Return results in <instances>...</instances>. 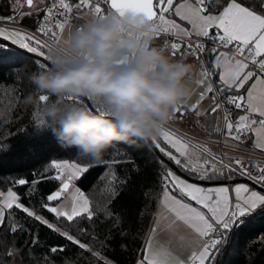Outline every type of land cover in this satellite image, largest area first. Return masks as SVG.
Instances as JSON below:
<instances>
[{
	"label": "snow or ice",
	"instance_id": "1",
	"mask_svg": "<svg viewBox=\"0 0 264 264\" xmlns=\"http://www.w3.org/2000/svg\"><path fill=\"white\" fill-rule=\"evenodd\" d=\"M29 8H34L36 0H26ZM124 14L128 11L143 13L157 22L160 34L177 37L178 42L171 43L172 55L184 47L181 55H193L200 65L198 86L204 88L199 99L191 106L181 105L176 113L183 118L188 112L193 113L197 124L200 119L212 118L209 123V135L222 134L224 146L237 151H247L240 145L264 151V0H50V5L42 9L45 15L37 18L36 34L16 29H6L5 22L14 23L13 17L0 18V48L7 49L10 42L25 54H35L33 59L44 66L48 60L50 42H55L64 32L66 25L74 19L73 13L86 9L100 16L104 7ZM219 6V7H217ZM169 14L187 22L190 27H182ZM28 15H31L29 13ZM42 35L45 39H38ZM197 37L195 44L184 43ZM200 38L206 39L213 47L206 50ZM221 49H225L221 51ZM204 54L209 57L208 63L200 60ZM39 58H43L41 63ZM216 84L213 86L212 77ZM49 98L42 100L47 102ZM208 99L207 109L200 105ZM222 103L223 128L220 127ZM236 110V111H234ZM243 113V114H239ZM42 131L36 126L34 137ZM164 145L157 139L152 146L158 151V171L156 184L157 212L148 232V239L139 250L140 258L136 264H216V255L222 247L231 245L235 254L236 246L231 237L246 223L247 217L256 213H264V162L240 156L221 155L207 144L193 142L172 130H164ZM231 140L232 143L228 141ZM225 157L227 162H225ZM113 163L120 161L114 160ZM94 160L82 159L77 162L52 161L51 167L56 175L51 177L59 181L56 191L47 196V201H69L53 206L42 204V208L52 213L58 221H63L70 228L72 222L79 224L81 220L95 223L94 217L103 213L110 217V223L117 224L118 217L113 215L108 205L118 195L117 177L111 174V181L101 190L105 195L103 202L94 203L75 181L89 172ZM245 178L250 183H229ZM27 181L20 179L18 184ZM149 193L145 192V196ZM20 197L11 189L0 190V234L23 231L11 210L16 208L28 217L58 232L73 245L90 253L98 261H103L99 252L75 236L69 230L62 231L48 219L38 215L32 208L20 203ZM11 221V223L9 222ZM188 226L196 236L195 247L185 258H180L171 251L162 249L153 243L157 232L171 229L175 224ZM235 230V231H234ZM84 232L83 228L78 229ZM33 244H38L34 236ZM63 247H52L51 253L63 252ZM16 255L13 247L7 254ZM0 264H6L0 254ZM44 264H51L45 260ZM103 264H108L103 261Z\"/></svg>",
	"mask_w": 264,
	"mask_h": 264
},
{
	"label": "trees",
	"instance_id": "2",
	"mask_svg": "<svg viewBox=\"0 0 264 264\" xmlns=\"http://www.w3.org/2000/svg\"><path fill=\"white\" fill-rule=\"evenodd\" d=\"M33 57L13 46L0 48V109L9 103L11 106L7 112L12 116L4 127H0V190L15 191L20 203L32 208L62 231L69 230L77 239L88 243L108 264H136L140 258L139 250L148 239L150 226L156 217L159 155L150 142L117 143L102 159L96 160L77 155L75 149L60 147L50 132H42L39 137L32 136L41 120L39 107L25 103L26 97L34 90L27 73L40 66ZM40 61L43 63V59ZM189 115L196 130L209 135L208 125L212 118H201L197 124L193 113ZM157 141L165 146L160 138ZM82 159L94 160L95 163L76 181V185L94 203L105 199L101 190L111 181V174L117 177L114 183L118 195L108 205L113 215L118 217L117 224L113 225L110 217L100 213L98 218L94 217L95 223L81 220L76 224L74 221L69 228L42 208L44 203L56 206L63 199L52 202L46 199L59 186V181L51 179L55 170L51 167L52 161L79 163ZM114 160L120 162L113 163ZM20 179L27 183L18 184ZM145 192L149 195L145 196ZM11 212L24 230L0 234V254L6 264H44L45 260H50L51 264H103V261H98L21 210L13 208ZM246 220L247 223L238 231L234 230L235 234L231 237L236 246L235 254L231 245L222 247L216 255V264H264V213L253 214ZM80 228L85 231H78ZM34 236L38 244L32 243ZM13 247L16 255L9 257L7 254ZM52 247H63L64 251L51 253Z\"/></svg>",
	"mask_w": 264,
	"mask_h": 264
},
{
	"label": "clouds",
	"instance_id": "3",
	"mask_svg": "<svg viewBox=\"0 0 264 264\" xmlns=\"http://www.w3.org/2000/svg\"><path fill=\"white\" fill-rule=\"evenodd\" d=\"M159 36L157 22L134 11L88 13L66 29L50 43L48 65L27 73L34 90L25 103L39 107L41 131L96 160L117 143L161 136L194 92V65Z\"/></svg>",
	"mask_w": 264,
	"mask_h": 264
},
{
	"label": "built area",
	"instance_id": "4",
	"mask_svg": "<svg viewBox=\"0 0 264 264\" xmlns=\"http://www.w3.org/2000/svg\"><path fill=\"white\" fill-rule=\"evenodd\" d=\"M49 5H50V0H47L44 9L47 8ZM25 7H27V6L25 5L24 8ZM102 7H104V14L107 13V12H114L108 6H102ZM83 11L91 13L90 11H88L86 9H82L81 10V12H83ZM76 14H79V13H76L74 11L73 16H75ZM44 15H45V12L43 11L42 16H44ZM3 27H5L6 29H9V30L16 29V30H19V31H22V32H28L30 34H36L37 24L29 26V25H25V24H18L16 22H14V23L5 22L3 24ZM37 38L38 39H45V37H43L42 35H38V34H37ZM197 39H198L197 37H192L191 40L189 41L187 38H184V43L191 42V43L195 44L197 42ZM157 40H167L169 42V50H170L171 54H172L171 43L172 42H178L177 41V37L172 36L170 34H165V33H161ZM200 42H203L205 44L206 50H208L211 47H213V44L210 41L206 40V39L200 38ZM224 50L225 49H221V51H224ZM185 51H186V49L184 47H181V49L176 53V55L174 57H189V56L195 57L193 55H181V53H184ZM47 55H48V53H47ZM208 59L209 58H208L207 55L202 54L200 56V60L204 61L205 64L208 63ZM198 66H199V69H200L199 62H198ZM211 82L213 83V86H215V84H216L215 76L212 77V81ZM225 107H229V106L222 103V110H221L220 115H219L221 117V120H220V127L221 128H223V119H222V117H223V114H224L223 113V108H225ZM234 111H236V110H234ZM165 130H172L176 134H178V135H180L182 137H186L188 139H191L193 142H199L201 144H207L209 147L212 148V150L214 152L219 153L221 155L227 153V155H229V156H240V157H243L245 160H248L249 158H251V159H254V160H259L261 162H264V152H261V151H259L257 149H254V148H250V147H248V144H243V145L239 146L240 148H247L248 149L247 151H237V150H233L231 148L225 147L224 146L225 137L222 134H217L215 136L206 135V134L201 133V132H199L197 130H194V129L190 130L187 127H183V126H181L179 124H176L174 121H172L166 127ZM228 142L232 143L231 140H229ZM225 162H227L226 157H225ZM53 174H54V176L56 175V170H54ZM238 179H245V178H238Z\"/></svg>",
	"mask_w": 264,
	"mask_h": 264
},
{
	"label": "crops",
	"instance_id": "5",
	"mask_svg": "<svg viewBox=\"0 0 264 264\" xmlns=\"http://www.w3.org/2000/svg\"><path fill=\"white\" fill-rule=\"evenodd\" d=\"M21 1L22 0H2L0 2V15H2L3 12H6L3 18L8 17L7 14L9 11H11L14 8L13 7L14 5L15 6L22 5L24 0H23V2H21ZM46 1L47 0H42L41 3L35 4L34 8H31L29 10L24 9L22 12H20V13H22V16H20L21 18H19V17L17 18L19 20V24H25V25H29V26L36 25L37 19L35 20V16L37 17V13H39L40 14L39 17H42L43 11H41V10L44 9ZM11 5H13L12 9L9 10L8 6H11ZM29 13H31V15H28ZM169 16H170L169 17L170 19H174L179 24L184 23V21L179 20V18H177L175 16H172L170 14H169ZM16 20H14V22H16ZM32 20H34L33 24L31 23ZM193 37H195V36H193ZM174 58L183 59L186 62H189V63L194 65V72L192 74V77L196 76L198 71L200 70L199 66H198V60L195 57L189 56V57H174ZM200 107L202 110L207 109L208 99H205L201 103ZM189 113L190 112H188L186 115L190 116ZM240 114H243V113H240ZM177 117L179 120L185 119L184 117L181 118L180 114H178ZM215 135H217V134H213V136H215ZM158 138H160L163 141L162 136H159ZM257 150H259V149H257ZM261 152H264V151H261ZM63 200H64V198L62 199V201ZM64 201H65L64 203L67 202L66 200H64ZM195 241H196V236L194 235L193 231L188 226H186L182 223L175 224L171 229H163V230L158 231L156 236L153 238V243L155 245L160 246L164 250L173 252L174 254L178 255L180 258H185L191 250H193L195 247H198V245L195 243Z\"/></svg>",
	"mask_w": 264,
	"mask_h": 264
},
{
	"label": "rangeland",
	"instance_id": "6",
	"mask_svg": "<svg viewBox=\"0 0 264 264\" xmlns=\"http://www.w3.org/2000/svg\"><path fill=\"white\" fill-rule=\"evenodd\" d=\"M2 0H0V2H1ZM21 2H23V0L21 1ZM20 2V3H21ZM42 2V0H36V4H39V3H41ZM27 6V4H26V0H24V2L22 3V5H18V6H13V5H11V6H8V8H9V10H11L12 9V6L14 7L11 11H9L8 12V17H13L14 18V20H16L18 17L19 18H21L20 16H22V13H20V12H22L24 9L25 10H29V9H31V8H29L28 6L27 7H25L24 8V6ZM27 8V9H26ZM5 13L6 12H3V14L2 15H0V18H3L4 17V15H5ZM86 14H88V12H86V11H83V12H80L79 14H76L75 16H74V19H72L71 21H70V23L68 24V25H66V27H65V30L66 29H68L69 27H74V26H78L79 24H81L82 22H83V18L85 17V15ZM39 13H37V17L35 16V20L39 17ZM170 17V16H169ZM7 18V17H6ZM178 18V17H177ZM16 23H18L19 24V20L17 19L16 20ZM31 23L33 24L34 23V20H32L31 21ZM181 26L182 27H189V25L187 24V22H185L184 21V23H182L181 24ZM65 30H64V32H65ZM164 42H167V44H168V46H169V42L167 41V40H163V41H157V43H160V44H163ZM17 47V46H16ZM22 50V49H21ZM24 51V50H23ZM31 55H35V54H31ZM199 73H200V70L198 71V73H197V75L196 76H193L192 78H191V81H190V83H191V85H192V87H193V89H194V92H193V94H192V96H191V98L187 101V105H189V106H191L193 103H196L197 101H198V99H199V93L200 92H202V91H204V88L203 87H201V86H198L197 85V83H196V81L197 80H199L201 77H200V75H199ZM10 104L8 103V104H6L3 108H1L0 109V127L2 126V127H4L5 125H6V123L8 122V121H10L11 119H12V116L7 112L9 109H10ZM5 112H6V114H5ZM218 115H220V113H218ZM185 119H182V120H179L178 119V117L176 116V118H175V123L176 124H179V125H181V126H183V127H187V128H189L190 130H192V128L194 129V130H196L195 129V126H194V124H193V122H192V120H191V117L190 116H188V115H186L185 117H184ZM192 127V128H191ZM75 183V186H77L76 185V181L74 182ZM64 203L65 201L63 200H61L58 204H61V203ZM67 203H69V201H67L65 204H67ZM57 204V205H58ZM221 250V249H220Z\"/></svg>",
	"mask_w": 264,
	"mask_h": 264
},
{
	"label": "water",
	"instance_id": "7",
	"mask_svg": "<svg viewBox=\"0 0 264 264\" xmlns=\"http://www.w3.org/2000/svg\"><path fill=\"white\" fill-rule=\"evenodd\" d=\"M154 3H155V0H154ZM113 10V9H112ZM113 11H115V10H113ZM4 43H7L8 44V46H13V47H16L15 45H12L10 42H7V41H5ZM16 48H18V47H16ZM40 59H42V58H40ZM179 113H177L176 115H178ZM150 144H151V146H152V142H150ZM152 148H153V146H152ZM154 149V148H153ZM155 150V149H154ZM155 152L160 156V154L158 153V151L157 150H155ZM235 182H239V183H250L249 181H247L246 179H237V181H233V182H230V183H235Z\"/></svg>",
	"mask_w": 264,
	"mask_h": 264
}]
</instances>
